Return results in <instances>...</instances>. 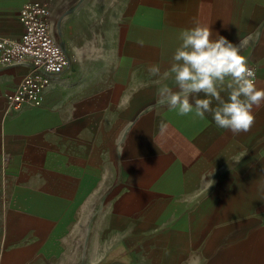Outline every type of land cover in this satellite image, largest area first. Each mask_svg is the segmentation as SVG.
Masks as SVG:
<instances>
[{"label": "crops", "instance_id": "crops-1", "mask_svg": "<svg viewBox=\"0 0 264 264\" xmlns=\"http://www.w3.org/2000/svg\"><path fill=\"white\" fill-rule=\"evenodd\" d=\"M34 1L44 0H0L1 37L19 39L18 13ZM49 8L69 66L39 104L13 109L8 96L31 70L0 67V264H264V103L233 135L157 95L178 90L164 74L197 25L239 44L264 89V0Z\"/></svg>", "mask_w": 264, "mask_h": 264}, {"label": "clouds", "instance_id": "clouds-1", "mask_svg": "<svg viewBox=\"0 0 264 264\" xmlns=\"http://www.w3.org/2000/svg\"><path fill=\"white\" fill-rule=\"evenodd\" d=\"M212 33L210 27L200 25L181 31V44L164 74L173 77L178 90L163 84L157 90L158 104L179 116L194 113L193 118L200 120L211 114L218 128L233 135L248 133L255 124L253 108L264 103V89L256 87L255 70L240 54V45L218 34L213 40ZM148 71L151 76L160 75L156 65ZM224 90L228 91L227 101L221 96ZM200 94L208 98H195Z\"/></svg>", "mask_w": 264, "mask_h": 264}, {"label": "built area", "instance_id": "built-area-1", "mask_svg": "<svg viewBox=\"0 0 264 264\" xmlns=\"http://www.w3.org/2000/svg\"><path fill=\"white\" fill-rule=\"evenodd\" d=\"M51 2L34 1L23 5L18 13L23 27L18 40L0 36V67L27 64L31 70L8 96L13 109H20L24 103L38 105L41 93L50 83V77L60 74L69 66L68 58L49 31Z\"/></svg>", "mask_w": 264, "mask_h": 264}]
</instances>
